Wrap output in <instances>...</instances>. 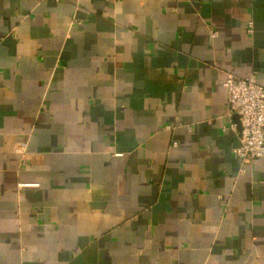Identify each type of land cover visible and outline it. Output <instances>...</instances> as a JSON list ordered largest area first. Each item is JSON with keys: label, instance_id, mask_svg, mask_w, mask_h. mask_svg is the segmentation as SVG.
Returning <instances> with one entry per match:
<instances>
[{"label": "crops", "instance_id": "crops-1", "mask_svg": "<svg viewBox=\"0 0 264 264\" xmlns=\"http://www.w3.org/2000/svg\"><path fill=\"white\" fill-rule=\"evenodd\" d=\"M252 71L264 0H0V264H264Z\"/></svg>", "mask_w": 264, "mask_h": 264}, {"label": "built area", "instance_id": "built-area-1", "mask_svg": "<svg viewBox=\"0 0 264 264\" xmlns=\"http://www.w3.org/2000/svg\"><path fill=\"white\" fill-rule=\"evenodd\" d=\"M250 26L249 22V31ZM223 84L227 89L228 113L237 116V122L232 124L238 136L235 155L242 161L263 158L264 86L257 83L255 71L245 77L229 74Z\"/></svg>", "mask_w": 264, "mask_h": 264}]
</instances>
